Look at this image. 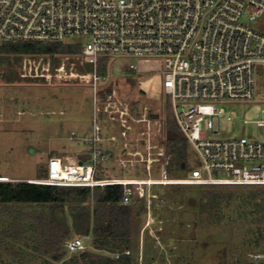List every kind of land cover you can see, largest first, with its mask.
<instances>
[{"label": "built area", "instance_id": "2783aa9c", "mask_svg": "<svg viewBox=\"0 0 264 264\" xmlns=\"http://www.w3.org/2000/svg\"><path fill=\"white\" fill-rule=\"evenodd\" d=\"M263 16L264 0H0V41L69 42V37H89L80 51L25 53L18 65L22 79L78 81L91 83L94 89L95 133L88 138L93 142L89 158L78 161L52 155L45 166L47 175L29 182L122 184L126 204L155 196L154 184L264 186V139L208 136L219 131L223 115L228 120L235 116L223 103L255 97L257 67L264 68V31L249 21ZM113 56L137 59L129 67L139 72L152 68L151 61L161 62L141 87L148 97L160 99L161 83L171 98L178 132L200 155L201 167L184 176L168 173L172 154L160 136L167 123L159 116L150 117L148 106L136 114L117 89L103 84L99 59ZM149 80L154 83L147 88ZM98 115L119 127V136L113 133L107 139L121 140V165L129 169L142 165L148 176H97L99 165L113 158L111 150L101 145ZM253 122L264 135V110ZM142 123L145 128L136 126ZM155 163H160L157 177L151 175ZM0 181L11 179L0 176ZM68 248L85 249V240L72 238Z\"/></svg>", "mask_w": 264, "mask_h": 264}, {"label": "rangeland", "instance_id": "374dc122", "mask_svg": "<svg viewBox=\"0 0 264 264\" xmlns=\"http://www.w3.org/2000/svg\"><path fill=\"white\" fill-rule=\"evenodd\" d=\"M249 24L264 31V16ZM68 41H79L83 47L89 37H69ZM22 56L17 55L15 62L14 55H10L11 62L0 63L1 72L8 67L18 73ZM106 58L107 62H101L104 66L99 73L109 90L117 89L121 99L134 105L136 114L148 106L150 117L159 116L163 122L177 126L171 98L165 94L161 83L160 99L148 97L141 87L155 70L160 69L159 60L151 61L152 68L141 67L145 68L144 72H139L129 67L130 63L138 62L133 57ZM99 93L104 94L103 90ZM93 99L91 83H48L44 79L19 78L10 83L0 78V112L3 114L0 119V176L37 177L40 164L47 162L53 152L73 153L77 160L80 154L91 153L93 142L88 138L95 133ZM223 107L235 116L228 120L223 115L219 131L208 132L209 137L264 139L263 128L253 122L264 110L263 66L257 67L254 99L227 101ZM97 120L104 137L101 145L110 147L113 152L111 160L99 165L97 174L100 177L148 176L142 165L137 169L121 165L118 159L123 150L121 140L107 139L113 133L119 136L118 125L103 115H98ZM136 126L145 128L146 124ZM160 136L166 140V129ZM184 142L187 166L179 169L173 162L169 167L172 176L187 175L203 164L190 142L186 138ZM213 173L223 175L221 171ZM151 175L160 176V163L154 164ZM202 190H217L219 195L203 197ZM251 190H264V186L151 185V193L155 196L147 197L144 200L146 212L135 216L134 248L131 250L135 264H264V221L256 205L259 198H249ZM141 198L132 203L135 210L144 203ZM80 210L75 205L54 210L48 204L0 203V240L6 242L0 247V264H66L65 259L73 253L68 248L72 238L85 240L82 250L94 249L91 235H80L72 230L65 245L68 253L64 259L53 260L37 250L40 223L45 219L49 221L53 212L57 219L72 226L74 214Z\"/></svg>", "mask_w": 264, "mask_h": 264}, {"label": "trees", "instance_id": "16d2710c", "mask_svg": "<svg viewBox=\"0 0 264 264\" xmlns=\"http://www.w3.org/2000/svg\"><path fill=\"white\" fill-rule=\"evenodd\" d=\"M81 50L79 43L71 42H10L0 41V63L11 62L10 55L16 56L25 53H67ZM99 59L98 71L103 67ZM20 62V61H19ZM144 61H141V63ZM18 63V62H17ZM0 78L6 82H14L20 78L19 74L6 68L0 70ZM166 147L172 154L168 165V173L172 176L170 165L174 162L176 168H185L186 143L185 138L178 132V126L166 125ZM98 177L99 174H97ZM229 186V185H203ZM249 186V185H242ZM254 187V186H253ZM249 198L257 197L256 205L264 221V190H251ZM203 197L216 198L217 190H202ZM124 186L122 184H107L99 186L85 185H50L29 181H0V203L27 202L37 205H51L53 209L64 208L66 205H75L81 208L74 214L72 226L60 221L52 212L47 221L40 223L37 250L53 260L64 259L68 250L65 248L72 230L80 235H91L94 249L73 252L65 259L66 264H135L133 232L135 216L146 212V198L138 210L132 204L123 203ZM264 232V230H263ZM262 232V233H263ZM0 240V247L5 245ZM129 251V252H128ZM42 257V256H41ZM254 264V263H250Z\"/></svg>", "mask_w": 264, "mask_h": 264}, {"label": "crops", "instance_id": "0c3cea01", "mask_svg": "<svg viewBox=\"0 0 264 264\" xmlns=\"http://www.w3.org/2000/svg\"><path fill=\"white\" fill-rule=\"evenodd\" d=\"M0 115H1L0 119H2L3 118V114L1 112H0ZM106 148L110 149V147H106ZM111 152H112V150H111ZM52 155H59V156H63V157H68L70 160H75L76 159V156L73 153L70 154V153H58V152L55 153V152H53V153L50 154L49 158ZM89 156H90V153H82V154L79 155V160L78 161L86 160V159L89 158ZM49 158H48V160H49ZM47 162H45V163L43 162V163L40 164V166H39V172H40L39 174L40 175L37 176V177H12L10 175H8L6 177H9L12 182H15V181L16 182H18V181H29V180L36 179V178H38V177H40V176H42L44 174V169H45V166L47 165Z\"/></svg>", "mask_w": 264, "mask_h": 264}, {"label": "bare ground", "instance_id": "6f19581e", "mask_svg": "<svg viewBox=\"0 0 264 264\" xmlns=\"http://www.w3.org/2000/svg\"><path fill=\"white\" fill-rule=\"evenodd\" d=\"M152 83H154L153 80H149V81H147V83L145 85L147 88H149Z\"/></svg>", "mask_w": 264, "mask_h": 264}, {"label": "water", "instance_id": "95a60500", "mask_svg": "<svg viewBox=\"0 0 264 264\" xmlns=\"http://www.w3.org/2000/svg\"><path fill=\"white\" fill-rule=\"evenodd\" d=\"M44 175H47V169L46 168L44 169Z\"/></svg>", "mask_w": 264, "mask_h": 264}]
</instances>
